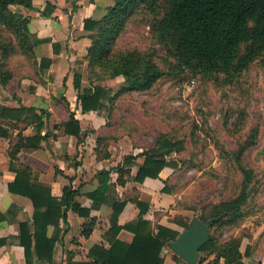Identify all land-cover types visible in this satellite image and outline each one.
Listing matches in <instances>:
<instances>
[{"label":"trees","instance_id":"1","mask_svg":"<svg viewBox=\"0 0 264 264\" xmlns=\"http://www.w3.org/2000/svg\"><path fill=\"white\" fill-rule=\"evenodd\" d=\"M34 0H0V29L9 31L16 42H6L0 36V78L3 85L10 77L8 60L12 55L20 54L30 60L34 58V48L38 41H32L28 30L29 18L11 9L12 6L33 9ZM144 8L154 15L151 28L158 40L168 45L171 55L180 65L195 74L225 73L238 75L264 53V0H113L106 14L98 19L87 18L83 28L90 32L91 44L87 49L85 60L90 76L89 86L81 89V76L75 73L74 86L80 90L77 100L82 112L98 111L110 105L114 95L102 85H94L93 80H113L123 78L122 91L145 92L150 90L163 77V71L149 54L136 49L115 53L116 42L127 22ZM44 14V13H43ZM110 110V108H109ZM11 120L20 122L32 109L21 108L13 113ZM4 113V112H3ZM65 133L79 137V121L70 114L69 121L64 123ZM258 130L254 128L247 140L231 153L241 173L239 193L228 200L221 201L201 209L195 208L193 219L210 222V239L199 249L198 264H242L243 258L249 255V246L241 251L242 237L233 236L222 239V229L239 227L247 217L244 208L251 196V184L255 179L254 171L243 163L244 152L256 142ZM39 139V138H35ZM34 138L26 143H17L11 152L10 170L16 173L15 180L9 184L13 193L28 197L33 203V231L29 224L21 225L19 242L25 250L27 264H32L33 250L39 261L52 264L53 252L59 240V221L64 225L67 212L71 210L85 218L81 225L80 236L88 239L96 225V219L90 217L88 209L82 208L75 200L78 191L65 186L60 199L51 197L48 186L38 183L33 170L17 165V152L21 146L38 148ZM99 142V140H98ZM174 149V143L164 140L159 148L144 151L137 155H126L118 164L120 184L124 176H131V167H137L133 180L143 182L146 178L157 179L165 168H174V162L167 160ZM143 158L142 163H137ZM100 186L89 195L93 207L106 201L109 172H98ZM33 181H36L35 183ZM163 192L171 193L167 181H164ZM139 209L137 220L124 226L118 225V217L127 201H113L110 218L111 231L114 234L126 230L133 234V240L127 244L114 240L109 249L94 246L90 249L89 261H72L69 264H164L163 249L173 242L180 232L157 225L145 219L148 205L145 202L131 199ZM191 222L182 225L187 229ZM52 226L56 234L48 236ZM5 240H0V246ZM168 249V248H167ZM171 252V251H170ZM172 253V252H171ZM177 261L183 262L172 253ZM186 264L185 262H183Z\"/></svg>","mask_w":264,"mask_h":264},{"label":"crops","instance_id":"2","mask_svg":"<svg viewBox=\"0 0 264 264\" xmlns=\"http://www.w3.org/2000/svg\"><path fill=\"white\" fill-rule=\"evenodd\" d=\"M112 4L113 0H34L33 9L18 7L29 18L32 41L38 42L32 63L23 56L25 59L18 65L8 64L10 77L5 85L0 78V240H5L0 246V264H27L19 237L22 224H29L33 231L35 209L28 197L11 192L9 184L16 177L10 170L11 152L17 143L24 144L28 138H39L34 140L39 147L21 146L14 163L31 168L38 183L49 187L51 197L60 199L65 186L78 191L75 200L96 219L91 236L84 239L80 229L85 218L71 210L67 212L66 224L59 221L61 231L52 264L89 261L88 253L92 247L109 249L116 239L131 243L132 233L121 230L114 234L111 231V205L116 200L127 201L118 217L119 226L137 220L139 209L130 201L136 197L148 205L144 217L152 227L161 225L181 233V226L192 221L193 217L189 220L184 215L176 217V210L161 214L167 211L166 207L174 205L173 194L163 192L164 181L170 178L172 168L165 167L159 178H146L140 183L133 180L137 167H131V176L123 177L125 184L119 183L117 165L122 163L123 155L120 154H126L128 146L126 138L113 140L110 136V127L106 124L108 102L101 110L81 111L77 100L80 90L75 88L74 81L78 70L76 62H84L82 74L86 75L85 56L91 40L90 32L83 28L84 20L102 18ZM108 81L107 84L113 82ZM88 86L84 76L81 89ZM21 108L32 109V112L25 115L26 120H11L14 114L11 111ZM70 114L79 121V137L63 130L62 125L69 121ZM142 162L143 158H138L137 163ZM100 171L109 172L107 199L93 207L89 195L100 186ZM47 234L57 235L52 226ZM247 246L249 255L243 258L242 264H264V225L253 228L252 238L245 244L242 242V253ZM165 249L167 253L164 248L162 255ZM32 254V264H47L37 259L34 250ZM164 264L184 263L174 259L171 253L164 258Z\"/></svg>","mask_w":264,"mask_h":264},{"label":"rangeland","instance_id":"3","mask_svg":"<svg viewBox=\"0 0 264 264\" xmlns=\"http://www.w3.org/2000/svg\"><path fill=\"white\" fill-rule=\"evenodd\" d=\"M11 9L22 14L18 7ZM153 20L154 15L141 8L127 22L114 51L136 49L151 55L163 77L145 92L122 91L124 79H113L111 84L108 79L93 80L94 85L105 86L114 95L109 114H105L110 136L113 140L126 138L128 148L126 154H120L122 160L129 154L159 148L164 140L174 143L166 156L175 163L167 181L174 205L161 214L176 210V217L184 215L189 220L194 216L192 209L239 193L241 173L231 153L257 128L256 142L242 158L255 174L244 208L247 217L239 227L222 229L221 241L241 236L245 244L252 238L253 228L264 225V53L238 75L195 74L176 62L168 45L158 40L151 28ZM0 36L6 42H16L9 31L0 29ZM23 59L20 54L12 55L8 64L18 65ZM83 63H75L76 73L82 79L85 76L87 85L94 77L87 66L86 75L82 74ZM192 80L195 87L189 89ZM168 255L171 252L165 249L164 258Z\"/></svg>","mask_w":264,"mask_h":264},{"label":"water","instance_id":"4","mask_svg":"<svg viewBox=\"0 0 264 264\" xmlns=\"http://www.w3.org/2000/svg\"><path fill=\"white\" fill-rule=\"evenodd\" d=\"M210 222L193 219L190 227L183 230L180 235L167 248L186 264H198L199 249L210 239Z\"/></svg>","mask_w":264,"mask_h":264},{"label":"built area","instance_id":"5","mask_svg":"<svg viewBox=\"0 0 264 264\" xmlns=\"http://www.w3.org/2000/svg\"><path fill=\"white\" fill-rule=\"evenodd\" d=\"M194 87H195V81L192 80V81H190V83L188 84V88H189V89H193Z\"/></svg>","mask_w":264,"mask_h":264}]
</instances>
